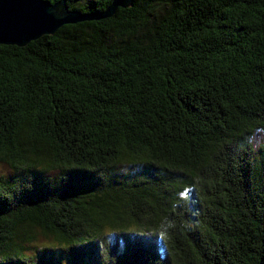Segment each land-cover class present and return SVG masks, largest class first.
<instances>
[{
	"label": "trees",
	"instance_id": "16d2710c",
	"mask_svg": "<svg viewBox=\"0 0 264 264\" xmlns=\"http://www.w3.org/2000/svg\"><path fill=\"white\" fill-rule=\"evenodd\" d=\"M258 130L264 0H133L0 45V264H264Z\"/></svg>",
	"mask_w": 264,
	"mask_h": 264
},
{
	"label": "water",
	"instance_id": "95a60500",
	"mask_svg": "<svg viewBox=\"0 0 264 264\" xmlns=\"http://www.w3.org/2000/svg\"><path fill=\"white\" fill-rule=\"evenodd\" d=\"M133 0H112L100 12L70 10L66 0H0V45L24 47L44 35H53L64 25L91 22L113 16L118 8H129Z\"/></svg>",
	"mask_w": 264,
	"mask_h": 264
},
{
	"label": "rangeland",
	"instance_id": "374dc122",
	"mask_svg": "<svg viewBox=\"0 0 264 264\" xmlns=\"http://www.w3.org/2000/svg\"><path fill=\"white\" fill-rule=\"evenodd\" d=\"M252 143H253V145H254V147L256 148V150H258L262 145H264V130H258L253 136H252ZM127 167H125V166H121L119 169H118V171H120V169H121V172H123V171H125V169H126ZM10 174L11 172H10V170H9V168H7V167H4V166H0V176L2 175V174ZM128 222H130L129 223V225L131 226V227H134V224L132 223V221H128ZM127 224V223H126ZM106 231H108V226H106ZM104 231V230H103ZM105 234H106V232H105ZM107 239L111 242V244H113V240H114V238H115V236L113 235V233L112 234H109V235H107ZM47 242H49V240L46 238V237H44V236H42V235H38V237H37V239H36V242H34L33 244H32V246L33 247H35V246H41L42 244H45V243H47ZM31 252V250L30 249H28V250H26L25 251V253L26 254H28V253H30ZM164 252H166V247H164L163 249H162V253H164ZM87 258V257H86ZM84 263H88L87 262V259H85L84 260Z\"/></svg>",
	"mask_w": 264,
	"mask_h": 264
},
{
	"label": "clouds",
	"instance_id": "9594fccd",
	"mask_svg": "<svg viewBox=\"0 0 264 264\" xmlns=\"http://www.w3.org/2000/svg\"><path fill=\"white\" fill-rule=\"evenodd\" d=\"M186 192H187V189H186L185 193H181V198L182 199H187L188 198L187 195H186ZM173 227H175L174 222L168 221L167 225L165 227V231L160 233L161 237L165 236L167 229H171Z\"/></svg>",
	"mask_w": 264,
	"mask_h": 264
}]
</instances>
